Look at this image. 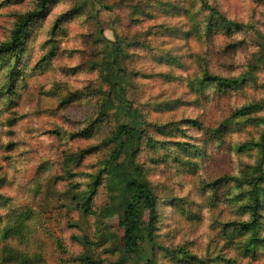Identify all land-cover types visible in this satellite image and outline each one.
Instances as JSON below:
<instances>
[{
  "label": "clouds",
  "instance_id": "9594fccd",
  "mask_svg": "<svg viewBox=\"0 0 264 264\" xmlns=\"http://www.w3.org/2000/svg\"><path fill=\"white\" fill-rule=\"evenodd\" d=\"M0 264H264V0H0Z\"/></svg>",
  "mask_w": 264,
  "mask_h": 264
}]
</instances>
